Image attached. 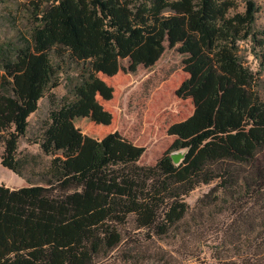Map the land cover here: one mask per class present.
I'll list each match as a JSON object with an SVG mask.
<instances>
[{
	"label": "trees",
	"instance_id": "obj_1",
	"mask_svg": "<svg viewBox=\"0 0 264 264\" xmlns=\"http://www.w3.org/2000/svg\"><path fill=\"white\" fill-rule=\"evenodd\" d=\"M25 12L28 38L0 44L1 165L31 183L38 156L19 144L48 94L36 144L80 158L42 184L0 185V264H264V101L240 56L241 42L264 48L255 3L237 12L231 0H38ZM165 43L189 74L178 96L211 126L176 139L155 165H141L145 148L117 132L81 146L74 117L98 120L96 95L113 98L97 75L115 76L124 59L131 73L152 67ZM241 165L250 171L232 168ZM213 183L218 195L191 208L186 198Z\"/></svg>",
	"mask_w": 264,
	"mask_h": 264
},
{
	"label": "rangeland",
	"instance_id": "obj_2",
	"mask_svg": "<svg viewBox=\"0 0 264 264\" xmlns=\"http://www.w3.org/2000/svg\"><path fill=\"white\" fill-rule=\"evenodd\" d=\"M32 1L38 0H7L0 5V44L15 45L19 44V37L23 40L28 38L30 23L25 10ZM231 1L237 12H244L248 2L255 3V28L260 33L258 38L264 39V0ZM240 56L244 65L254 72L253 90L264 101V48L255 47L251 40L241 42ZM183 59L177 48H170L165 43L162 57L152 67L141 66L137 72L131 73L128 60L124 59L120 61L115 76L98 74L105 85L111 88L113 98L105 100L96 95V100L103 107L98 120H93L90 112L74 117L81 146L89 145L94 148L107 135L117 132L136 146L145 148L141 165H155L176 139H188L210 127V118L199 126L201 124L196 120L192 100L178 96L181 85L189 78ZM60 83L51 92L58 100L66 94V77H62ZM50 109L48 94L39 102L38 111L29 118L28 133L19 144L21 155L38 156L36 164L30 163L26 169L27 177L35 185L42 184L41 176L49 169L74 172V166L80 158L78 151L72 155L60 153L46 156L36 144L41 137L42 126L48 120ZM232 168L234 171H250L243 165ZM31 183L4 168L0 160V185L20 189L31 186ZM207 194H212V198L218 195L216 183L200 186L186 198V202L193 208Z\"/></svg>",
	"mask_w": 264,
	"mask_h": 264
},
{
	"label": "water",
	"instance_id": "obj_3",
	"mask_svg": "<svg viewBox=\"0 0 264 264\" xmlns=\"http://www.w3.org/2000/svg\"><path fill=\"white\" fill-rule=\"evenodd\" d=\"M184 158V154L181 152H175L172 154V159L176 165H179Z\"/></svg>",
	"mask_w": 264,
	"mask_h": 264
}]
</instances>
